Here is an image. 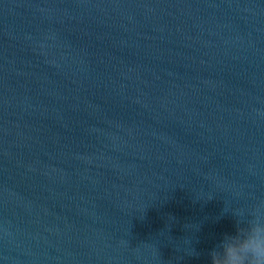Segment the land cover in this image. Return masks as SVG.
<instances>
[{
    "label": "water",
    "instance_id": "1",
    "mask_svg": "<svg viewBox=\"0 0 264 264\" xmlns=\"http://www.w3.org/2000/svg\"><path fill=\"white\" fill-rule=\"evenodd\" d=\"M264 213V0H0V264H211Z\"/></svg>",
    "mask_w": 264,
    "mask_h": 264
},
{
    "label": "clouds",
    "instance_id": "2",
    "mask_svg": "<svg viewBox=\"0 0 264 264\" xmlns=\"http://www.w3.org/2000/svg\"><path fill=\"white\" fill-rule=\"evenodd\" d=\"M209 256L211 264H264V213L253 214L235 234L226 233Z\"/></svg>",
    "mask_w": 264,
    "mask_h": 264
}]
</instances>
